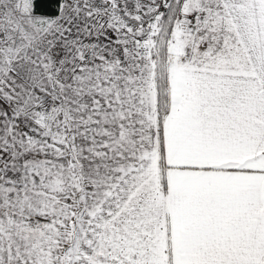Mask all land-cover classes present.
<instances>
[{
	"label": "snow or ice",
	"instance_id": "1",
	"mask_svg": "<svg viewBox=\"0 0 264 264\" xmlns=\"http://www.w3.org/2000/svg\"><path fill=\"white\" fill-rule=\"evenodd\" d=\"M0 264H264V0H0Z\"/></svg>",
	"mask_w": 264,
	"mask_h": 264
}]
</instances>
